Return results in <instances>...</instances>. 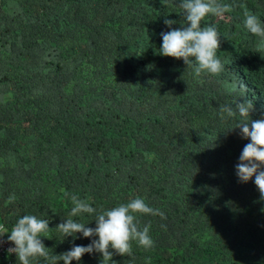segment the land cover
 I'll use <instances>...</instances> for the list:
<instances>
[{"label": "trees", "instance_id": "trees-1", "mask_svg": "<svg viewBox=\"0 0 264 264\" xmlns=\"http://www.w3.org/2000/svg\"><path fill=\"white\" fill-rule=\"evenodd\" d=\"M222 2L232 10L202 26L221 35L224 71L195 77L158 52L164 19L184 23L178 0H0L5 230L26 214L47 219L42 240L58 255L91 243L55 229L71 196L97 213L140 197L165 213L138 217L141 229L151 224L154 247L133 241L132 256L114 255L115 264H264V202L254 177L240 183L235 173L250 141L218 114L240 83L251 118L264 112V52L243 26L246 12L264 22V0ZM94 216L73 219L95 227ZM101 259L85 254L72 264ZM0 264L19 262L5 252Z\"/></svg>", "mask_w": 264, "mask_h": 264}, {"label": "clouds", "instance_id": "clouds-1", "mask_svg": "<svg viewBox=\"0 0 264 264\" xmlns=\"http://www.w3.org/2000/svg\"><path fill=\"white\" fill-rule=\"evenodd\" d=\"M177 6L182 10L184 23L179 28H173L177 22L164 19L163 22L169 30L160 33L162 44L159 54L183 60L187 68L192 69L195 77H214L221 74L225 68L217 55L221 35L213 25L202 26V21L209 15L223 18L232 10V6L222 0H178ZM244 16V28L258 38L257 52H264V22L252 13L246 12ZM246 92V86L240 83L238 96L231 103L219 104L218 114L221 120L235 122V126L229 130L239 129L241 138L250 141L240 153L235 173L240 183H247L254 177V184L259 192L258 202H264V112H261L260 118H251L255 111L253 101L244 99L241 102L238 99L245 97ZM71 202L73 206L68 216L62 218V222L55 229L64 239L78 238L77 234L90 238L91 243L87 246L73 244L68 251L58 255L50 254L42 240L44 234L51 229L49 220L30 214L20 217L10 231L0 229V246L10 244L7 252L10 255L15 254L19 264H32L37 258H43L45 264H59L60 261L63 264H72L73 261L79 262L85 254L93 253L101 255V264H115L114 255L132 256L133 241L145 250L154 247L155 242L150 235L151 224H146L141 229L139 216L165 217L164 212L151 207L140 197L99 213L86 200L75 195L71 196ZM261 210L264 211V208ZM84 214H95V227H88L90 222L73 219ZM5 235L7 240L3 239Z\"/></svg>", "mask_w": 264, "mask_h": 264}, {"label": "built area", "instance_id": "built-area-1", "mask_svg": "<svg viewBox=\"0 0 264 264\" xmlns=\"http://www.w3.org/2000/svg\"><path fill=\"white\" fill-rule=\"evenodd\" d=\"M0 229H4V226L2 224H0ZM4 239V238H3ZM5 240V239H4ZM10 244H3L2 246H0V255L4 254L5 252H7V248L10 247Z\"/></svg>", "mask_w": 264, "mask_h": 264}]
</instances>
